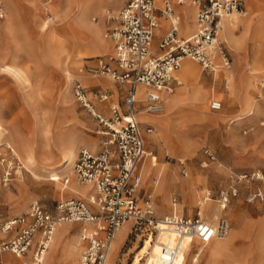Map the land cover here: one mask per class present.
I'll use <instances>...</instances> for the list:
<instances>
[{
    "label": "rangeland",
    "instance_id": "1",
    "mask_svg": "<svg viewBox=\"0 0 264 264\" xmlns=\"http://www.w3.org/2000/svg\"><path fill=\"white\" fill-rule=\"evenodd\" d=\"M123 1L1 0L4 16L0 18V150L2 144L9 143L21 166L15 172V163L11 169L0 165L1 219L25 213L36 200L54 211L58 201L82 197L63 185L62 178L68 176L76 190L87 187L75 178L73 163L65 167L62 143L64 140L72 143L76 156L81 147L96 151L101 139L97 130L101 125L74 102L71 87L67 92L68 104H61L59 88L66 84L68 73L72 82L79 79L85 85L83 77H93L89 70L98 57L105 58L112 52L105 33L116 25L114 17ZM242 1L246 15H233L235 26L228 30L230 21H225L222 36L218 32L231 59L229 70L233 76L237 75L235 81L231 78L227 89L225 80L214 79V72L202 70L192 60L200 70L201 78L196 86L204 94L203 104H198L201 95L198 89L190 100L178 99L169 114L181 122H168V127L163 129L154 124L151 132H145V145L156 159L153 164L147 159L135 171L139 177L137 202L142 212L149 199L153 217L162 219L172 213L175 197V209L182 215L194 216L200 211L202 217L212 222L220 216L228 218L231 226L228 235L205 246L193 242L185 264H264V200L248 201L253 189L264 190V86L260 85L264 77V54L259 55L264 40V0ZM88 2L91 5L85 7ZM156 5L162 7V0H156ZM80 14L83 23H79L80 31H76L70 24L78 23L76 18ZM260 20L262 34L251 31L250 25ZM48 41L54 42L60 67L59 80L53 83H45L53 66ZM86 42L96 46L89 47ZM96 76L119 85L109 76L98 73ZM181 82L170 95L179 89L182 94L190 90L191 82ZM121 94L119 90V101ZM170 95L167 99L172 101ZM212 100L221 101V108L211 109ZM59 121L62 134L56 133ZM160 132L167 133L169 139L148 138ZM205 149L213 153V159ZM146 169L149 171L145 172ZM7 171L10 174L5 176L8 182L5 185L3 178ZM184 184L189 192L183 189ZM230 186L236 188L237 195L230 196L225 209L216 212L215 218L217 195ZM83 191L87 194L85 199L92 193L88 188ZM207 191H210L208 196ZM62 225H69L73 232H78L80 227L79 223ZM147 228L145 219L139 224L131 223L114 262L108 260V264L143 262L158 236L157 232L147 239ZM195 255L198 260L192 259ZM6 256L11 258L9 254ZM78 258L79 252L75 264Z\"/></svg>",
    "mask_w": 264,
    "mask_h": 264
},
{
    "label": "built area",
    "instance_id": "2",
    "mask_svg": "<svg viewBox=\"0 0 264 264\" xmlns=\"http://www.w3.org/2000/svg\"><path fill=\"white\" fill-rule=\"evenodd\" d=\"M177 3L196 8L195 32L188 37L178 36L177 22L171 19V29L158 45L163 50L159 55L151 50L153 35L159 25L156 0H125L118 9L114 17L116 25L105 33L112 44V52L105 58L98 57L95 73L126 85L121 100L118 95L113 101L116 95L107 88L90 90L79 79H73L71 84L74 102L101 125L99 149L93 151L81 147L72 166L77 181L90 186L92 193L86 199L60 200L54 211L36 200L25 213L0 218V253L10 251L22 258L18 264H44L53 233L63 223L83 224L80 240L84 242V248L78 264H108L112 241L118 229L129 221L139 224L143 219L147 220V239L162 226L175 233L173 247L162 244L165 256L157 264H173L184 238L205 246L228 235L231 226L227 217L220 216L212 222L202 217L200 211L194 216L182 215L175 209V197L172 198V213L159 220L152 215L149 199L145 201L144 212L137 202L139 177L135 171L144 157L153 155L144 140V132H151L153 126L142 129L138 115L140 112L155 115L162 110L164 98L179 84L174 72L180 67L182 58L189 57L204 71L229 69L231 60L218 32L222 19L233 13H245L242 0H177ZM160 13L169 19L173 16L171 0H162ZM3 16L0 0V18ZM262 82L260 85L264 86V77ZM140 86L144 88L141 98ZM107 102V114H103L98 105ZM210 108L220 109L221 101L212 100ZM2 147L0 165L8 169L16 165L15 172H19L20 159L15 149L7 142ZM205 153L214 158L209 149H205ZM9 174V171L4 173L5 185L8 183L5 176ZM62 182L66 185L69 177H63ZM209 193L206 192L207 196ZM236 195L233 186L220 190L216 198L218 207L225 209L230 196ZM254 200H264L261 187L249 193L248 201Z\"/></svg>",
    "mask_w": 264,
    "mask_h": 264
},
{
    "label": "bare ground",
    "instance_id": "3",
    "mask_svg": "<svg viewBox=\"0 0 264 264\" xmlns=\"http://www.w3.org/2000/svg\"><path fill=\"white\" fill-rule=\"evenodd\" d=\"M171 1H174L175 3H177V0H171ZM90 5H91V3L88 2L84 6L88 7ZM246 13L247 12L245 11V13L243 15H246ZM233 15H235V13L231 14V16H228V17L222 19V23H221L222 27L219 30L220 35H221V31L223 30V27H224V22L225 21H230V22L234 21L231 18ZM81 18H82V14H80L76 18V19H78V23L72 22L70 24V27L76 31H80L78 25L80 22L83 23L82 22L83 20ZM171 19L173 21H175L174 15L170 19H167V20H169L171 22ZM262 24H263V21L260 20L255 25H250V29H252L251 31H253V32L257 31L259 34H262V30H261ZM229 28L230 27H228V30H229ZM95 33L96 32H93L94 35H95ZM86 44L89 47H95L96 46L92 42H86ZM47 45L51 49L50 51H51V56L53 58L52 59L53 66L51 67V69H49V71L47 73V78L45 80V83H53V82H57L59 80V75H58V69H60L59 60L57 57V50L54 48V42L48 41ZM82 50H83L82 46L78 48L79 55L82 54ZM263 54H264V40H263V43L259 49V55L262 57ZM187 58H189V57L182 58V60L180 62L181 67H179L180 69L178 68L179 70L177 69L178 71L176 70V72H174V75L178 76L180 78V80L185 81L187 83H189L191 80H194V82H195L199 79L200 72H199L198 68L196 67V65H194V63L191 61L192 59L189 60L190 58L189 59H187ZM13 72L16 75H18L16 71H13ZM215 72H216V75L219 76V79H222V73H220L219 70H216ZM231 75H232V71H227L223 74L226 85L229 83V80L231 79ZM66 78H67L66 84L63 85V87L59 88L60 89L59 90V99H60L61 104H68V102H69L68 93H67L68 87L70 88V86H71V76L69 73L67 74ZM187 88L185 89L186 91H187ZM226 88L229 89V86L227 85ZM180 95H182V93L177 92V93L170 96V97L176 96L174 103L168 101L167 98H164L162 110L158 113L157 116L145 115L146 113L140 112V114H142L140 116L141 121L154 123L157 127L161 128V129L168 127V122L180 123L181 121H179V119L171 117L169 114L171 112V110L175 107L177 100H178L177 97H179ZM198 101H199V103H198L199 105L203 104V101L201 100V98H199ZM250 101L251 100H249V104H250ZM166 118H168V119H166ZM207 119L212 120V121L214 120V118H212V117H207ZM61 123L62 122H60V121L57 122V125L55 127L56 133H58V134H62L60 131L61 130ZM0 128H1V125H0ZM152 136H153L154 141H157V140L162 141L163 139H169V136L165 132H160L159 134L158 133L152 134ZM75 149L76 148H74V146H72V143H68L65 140L63 141L62 147H61V153L63 154V157H65V161H66L65 167L72 165V163H74V160L76 159L75 158L76 157V150ZM147 159L151 162V164H153L155 162L156 157L154 155L152 157L146 156V157H144L142 164H144ZM164 178L166 180L167 177L165 176ZM63 185H64V183H63ZM64 187L69 192L76 191L79 195H82L80 189L76 190L74 185H72V183H70V182H68L66 185H64ZM188 188H189L188 185H186V184L183 185L184 190L188 191ZM214 211H215L214 217L217 218L216 212L221 211V209L219 207H216L214 209ZM129 223H130V221H129ZM124 227L125 226L123 224L118 229V231L115 235V238L112 241V244H111V247H110V250L108 253V260L110 263L114 262L115 255L118 251V241H116V237L120 234L121 228H124ZM175 240H176L175 233L173 231L165 228V226H162V229L158 231V236H157L156 240L154 241V245L151 246L149 253L144 257V261L141 262L140 264H157V263H159V261L165 256V253L163 252V250L161 248L162 244H165L169 247H173V245L175 244ZM190 241H191V243H190ZM193 241L194 240H190L188 238L182 239L181 244H180V249L177 252V256H176L175 262L173 264H185L186 263V259H187V256L189 254V251L191 250V246H192ZM192 259L198 260V256L195 255Z\"/></svg>",
    "mask_w": 264,
    "mask_h": 264
},
{
    "label": "crops",
    "instance_id": "4",
    "mask_svg": "<svg viewBox=\"0 0 264 264\" xmlns=\"http://www.w3.org/2000/svg\"><path fill=\"white\" fill-rule=\"evenodd\" d=\"M124 2H125V0L121 4V6L124 4ZM171 3H172V6H173V15H174L175 21L178 24L177 35L180 36V37H188V36L192 35L195 32V29H196V23H195L196 8L193 5H182V4H179V3H175L174 1H171ZM253 3L254 2L251 1V5ZM161 8L162 7L157 6L156 12L158 14L159 25H158V27L156 28V30L154 32L153 39H152V46H151V50H152L153 54H155V55H159V54L162 53L163 50L160 49L158 47V45H159L160 41L165 37V35L171 29L170 21L167 20L169 18H167L166 16H164V15H162L160 13V9ZM193 13H194V19H193ZM232 26H235L232 22L228 23V27H232ZM187 59H189V58H187ZM189 60H191V59H189ZM96 67H97V61H96V64L93 67H91V69L89 70V71L93 72L92 73L93 77H88V76H86V77L84 76L83 77V79H85V82L87 84V85L85 84V86L88 89H90V90L108 87L109 89H112L113 92L115 91V95L116 96L113 99L116 100L117 96L119 95V90H121V93H122L124 91V89L126 88V85H116L113 82L109 81L108 79H105L104 77L96 76V73H95V68ZM219 71H220V73H222V80H225L224 77H223V74L225 72H227V71H230V70L229 69H219ZM199 72H200V70H199ZM207 72H210V71H207ZM174 76L176 77L177 80L179 79L178 80L179 84L180 83L182 84L180 78L178 76H176V75H174ZM236 76H233V74H232L231 75V78H232L231 81L232 80L235 81V77ZM91 78H96V80H92ZM200 78H201V74H200ZM213 78L220 80L219 76L216 75V72L213 74ZM198 81L194 82V80H191L190 81L191 82L190 90L188 92H186L185 94L180 95L177 98L178 99L181 98L183 100H190L192 98V96L194 94H196L197 89L200 91L199 87L196 86V83ZM234 81H232V82H234ZM87 82L90 83V84H88ZM71 83H72V81H71ZM179 84H177V85H179ZM143 90H144V88L141 87V86L138 88L139 98H141V95H142L141 92H143ZM180 91H181V89H179L177 92H180ZM200 94H201V95H199L200 98L201 99L204 98V94L202 92ZM167 96H169V95H167ZM167 96L165 98H167ZM171 98H172V101H170L169 99H168V101L174 103L175 99H176V96H173ZM251 100H253V99H251ZM138 103H139V105L142 104L141 101L138 102ZM250 103H251V101H250ZM108 104H109V102L103 103V104H99L98 105V110L101 111L103 114H107ZM141 115L142 114H140V116ZM145 115L157 116L158 114L157 115L145 114ZM140 116H139V118H140ZM139 120L141 122L142 129H145V127L143 125H145V126L146 125L154 126V123L142 122L141 119H139ZM98 131L99 130H97V132ZM150 136H152V135L151 134L148 135V138H150ZM144 137L147 138V133L145 134V132H144ZM152 139H153V136H152ZM72 146H74V145L72 144ZM155 170H158V169H155ZM147 171H149V170L146 169L145 172H147ZM87 188H88V190L91 189V187L88 186V185H87V187L83 186V187H79L78 188V189H80V191L82 193V195H81L82 197H79V198L87 197L86 196L87 195L86 192L83 191V189H87ZM79 224H80V227H79L78 232L77 231L73 232L72 231L73 229L69 225H62V226L60 225V226L56 227V229H55V231L53 233V236H52V241H51V243L49 245V248H48V250L46 252V257H45L44 264H75L78 252H79V255H80L82 249L84 248V242L80 240V230H81L83 224L82 223H79ZM130 225H131V223H129V222L124 223L125 227L121 228L120 234L116 237V241H118V247L123 243L127 233L130 230L129 229ZM212 242H214V241H212ZM5 254H9V256H11V258H9L8 256L5 257ZM22 260H23L22 258L17 257L16 255L11 253L10 251H4V252L0 253V264H18Z\"/></svg>",
    "mask_w": 264,
    "mask_h": 264
}]
</instances>
